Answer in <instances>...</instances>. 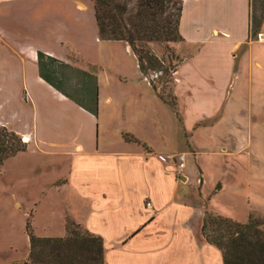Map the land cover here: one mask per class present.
<instances>
[{
    "label": "crops",
    "instance_id": "1",
    "mask_svg": "<svg viewBox=\"0 0 264 264\" xmlns=\"http://www.w3.org/2000/svg\"><path fill=\"white\" fill-rule=\"evenodd\" d=\"M182 8L183 40L172 46L182 60L175 74L179 120L151 85L144 99L103 98L98 89L94 115L91 96L68 93L53 70L49 82L43 78L39 53L90 74L86 54L105 41L91 0H0V125L27 139V151L62 157L66 171L49 184L61 198L59 223L41 238L66 237L71 219L103 239L104 264H224L202 235L209 208L198 180L190 184L187 157L198 154L190 133L218 116L246 58L250 68L262 66L253 45L264 39L248 42L250 0H182ZM163 105L179 129L169 152L142 134L145 127L162 132ZM178 154L186 157L183 169L164 157ZM29 253L9 264H25Z\"/></svg>",
    "mask_w": 264,
    "mask_h": 264
},
{
    "label": "rangeland",
    "instance_id": "2",
    "mask_svg": "<svg viewBox=\"0 0 264 264\" xmlns=\"http://www.w3.org/2000/svg\"><path fill=\"white\" fill-rule=\"evenodd\" d=\"M253 14L258 19L262 15L260 4L256 2ZM259 31L256 40L262 41L264 19ZM247 47L245 45L238 55L245 53ZM253 48L262 66L250 68L245 59L242 78L238 81L233 78L218 116L190 133L198 154L187 157L192 175L190 184L198 180L209 210L241 223L251 220L264 223V45L256 43ZM155 49L157 55L164 56L163 45L156 43ZM86 55L94 65L86 66L94 79L85 77L79 69L52 64L54 79L71 95L82 99L85 93L93 92L97 83L103 98L151 96L150 84L145 81L136 57L126 44L94 42L92 52ZM181 61L178 56L175 63L180 65ZM46 63L50 62L43 60L44 65L39 67L45 68ZM158 76L152 78L159 82L165 102L181 120L175 102V75L174 80L166 78L162 82ZM158 110H161L159 105ZM162 110V132L156 134L145 127L142 134L169 152L173 147L177 149L179 129L176 117L175 123L173 121V111L165 105ZM188 150L189 146L183 151ZM61 160L62 157L45 155L35 148L9 158L0 166V264L24 259L29 253L27 222L38 237L49 232L53 220L54 224L59 223L61 198L51 191L49 184L54 177L65 174ZM261 228L264 230V224Z\"/></svg>",
    "mask_w": 264,
    "mask_h": 264
},
{
    "label": "trees",
    "instance_id": "3",
    "mask_svg": "<svg viewBox=\"0 0 264 264\" xmlns=\"http://www.w3.org/2000/svg\"><path fill=\"white\" fill-rule=\"evenodd\" d=\"M101 40L124 42L136 57L141 74L149 81L154 92L165 102L159 81L174 75L180 65L173 45L183 40L180 31L182 0H91ZM255 2L260 4L261 18L254 17ZM264 19V0H250V25L248 42L258 37ZM164 46V56L157 55L154 44ZM45 64L41 75L48 82L47 71L57 60L39 53V65ZM64 67L67 65L60 63ZM87 78L95 77L84 72ZM92 97L94 115L98 113V85L95 83ZM85 91V89H84ZM176 102V97H175ZM81 104L82 102L77 101ZM166 103V102H165ZM129 141H134L128 136ZM28 150V143L16 132L0 125V166L6 160ZM264 223L251 220L241 223L207 210L202 225L206 241L219 248L224 264H264ZM30 239V253L25 264H104L103 239L84 229L71 219L66 222V237H38L30 223L26 224Z\"/></svg>",
    "mask_w": 264,
    "mask_h": 264
},
{
    "label": "built area",
    "instance_id": "4",
    "mask_svg": "<svg viewBox=\"0 0 264 264\" xmlns=\"http://www.w3.org/2000/svg\"><path fill=\"white\" fill-rule=\"evenodd\" d=\"M176 74V73H175ZM146 79V78H145ZM147 80V79H146ZM148 81V80H147ZM149 82V81H148ZM164 157L174 160L176 162L177 168L183 169L186 166V157L184 154H178V155H165ZM148 207H151L152 204L149 202L147 204Z\"/></svg>",
    "mask_w": 264,
    "mask_h": 264
},
{
    "label": "bare ground",
    "instance_id": "5",
    "mask_svg": "<svg viewBox=\"0 0 264 264\" xmlns=\"http://www.w3.org/2000/svg\"><path fill=\"white\" fill-rule=\"evenodd\" d=\"M25 142H27V139L25 140Z\"/></svg>",
    "mask_w": 264,
    "mask_h": 264
}]
</instances>
